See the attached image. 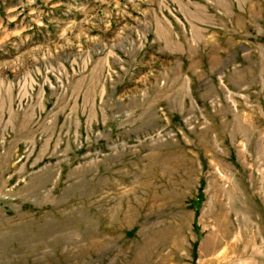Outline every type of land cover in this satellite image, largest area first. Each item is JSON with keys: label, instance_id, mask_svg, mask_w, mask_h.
Here are the masks:
<instances>
[{"label": "rangeland", "instance_id": "1", "mask_svg": "<svg viewBox=\"0 0 264 264\" xmlns=\"http://www.w3.org/2000/svg\"><path fill=\"white\" fill-rule=\"evenodd\" d=\"M0 264H264V0H0Z\"/></svg>", "mask_w": 264, "mask_h": 264}]
</instances>
